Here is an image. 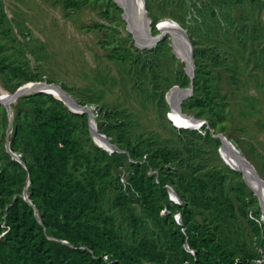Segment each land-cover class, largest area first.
Masks as SVG:
<instances>
[{
    "label": "trees",
    "instance_id": "1",
    "mask_svg": "<svg viewBox=\"0 0 264 264\" xmlns=\"http://www.w3.org/2000/svg\"><path fill=\"white\" fill-rule=\"evenodd\" d=\"M145 4L150 9L148 0ZM146 16L150 25V17L153 18L154 35L163 18L171 17L182 24L172 15L154 17L149 11ZM189 34L196 69L194 92L184 100L183 111L189 114V105L205 106L210 108L209 112L203 109L193 115L220 120L222 106L207 82L208 48L198 45L193 34ZM164 44L163 38L155 49L161 51ZM137 51L136 58L152 66L150 50ZM7 59L0 58L1 73L10 65L16 74H27L20 64ZM180 75L181 86H189L191 77L185 70ZM32 79L25 78L10 90L15 91ZM216 104L220 108L215 109ZM12 106L11 149L20 154L24 163L5 148L0 154V162L5 159L0 166V264H184L187 260L194 264H234L237 259L247 264L258 255L254 241L257 239L264 246V225L250 217L251 211L261 212L253 189L244 181L232 187L249 196L241 208L249 234L241 238L231 228L237 215L226 174L221 170L200 174L188 163L198 150L191 137L212 138L210 132L203 135L198 129L183 128L182 132H189L191 137L182 149L160 139H140L136 144L128 141L127 145L119 142L120 148L134 159L129 161L127 153L106 150L112 144L105 136L106 145L96 144L89 135L88 113L74 112L51 93L24 95ZM98 110V127L102 132L111 135L124 124L119 123L116 108ZM5 118L9 119L6 110ZM212 124L215 126L214 121ZM83 130L88 135L86 140ZM218 140L221 146L223 143ZM124 171L129 176L128 184L120 181ZM109 185L116 190L114 207L125 209L132 221V231L128 230L125 237L118 233L103 204ZM167 185L173 186L181 203L170 198ZM134 201L145 207L152 220L147 222L134 212ZM164 209L168 212L163 213ZM177 213H181L182 223L177 221ZM187 243L196 254L186 249Z\"/></svg>",
    "mask_w": 264,
    "mask_h": 264
},
{
    "label": "rangeland",
    "instance_id": "2",
    "mask_svg": "<svg viewBox=\"0 0 264 264\" xmlns=\"http://www.w3.org/2000/svg\"><path fill=\"white\" fill-rule=\"evenodd\" d=\"M113 1L0 0V44L3 45L0 58L16 61L27 73L18 75L7 66L5 73L0 72V90L11 92L10 88L18 86L20 81L33 78L22 85L34 81L61 85L98 114L100 107L116 108L118 121L124 124L111 135L101 130L99 135L94 130L93 137L91 129L89 135L99 146L103 145L100 139L105 141L101 133L107 135L119 147L118 152L127 153L129 161L134 159L120 148L119 142L127 145L128 141L136 144L140 139H160L182 149L191 134L183 133L182 126L169 116L172 112L169 96L173 88L181 86L182 70L190 76L186 61L177 50L178 56L175 54L169 34L164 37L161 51L156 46L140 47L129 33L123 9ZM148 6L154 17L172 15L182 21L183 25L174 18H163L157 24L158 32L161 21L173 20L189 30L198 45L208 48L205 52V60L209 62L207 82L222 106L223 117L218 120L209 116L208 126L199 130L203 135L210 132L212 138L191 137L198 150L188 163L200 174L223 171L231 188L246 182L245 172L234 167L221 148L224 143L220 133H223L235 143V150L253 177L260 180L254 173L255 167L264 179V0H148ZM145 17L151 30L146 14ZM137 49L150 50L152 66L136 58ZM15 102H0V154L4 148L11 149L13 128L12 122L6 121L5 110L8 113V106L14 118L12 104ZM218 107L216 104L215 109ZM203 109L206 113L210 111L205 106L186 108L190 115ZM87 113L90 121L91 113ZM82 133L88 139L85 130ZM218 139L223 143L221 146ZM141 143L144 147L145 142ZM4 162L2 159L0 166ZM128 180V173L124 171L120 181L128 184ZM232 189L237 220L231 223V228L243 238L248 236L249 229L245 228L241 208L249 196ZM115 193V188L109 185L103 204L112 224L125 237L128 230L132 231V221L125 209L114 207ZM132 208L147 222L152 220L139 201H134Z\"/></svg>",
    "mask_w": 264,
    "mask_h": 264
},
{
    "label": "bare ground",
    "instance_id": "3",
    "mask_svg": "<svg viewBox=\"0 0 264 264\" xmlns=\"http://www.w3.org/2000/svg\"><path fill=\"white\" fill-rule=\"evenodd\" d=\"M134 4H135L138 33H140L141 36L143 37L149 39L153 38V40L160 35L172 34L177 44L175 45L176 50L178 51L179 56H181L186 61L187 68L190 71L193 66L191 57L192 55L194 57V48L188 31L182 25H180L179 23L173 20H164L159 23L160 31L154 35L149 29L148 21L147 18L145 17L146 13L144 14L142 0H134ZM33 83H35V81L31 82L28 85H32ZM43 87H45L47 90L51 92L54 91V93L61 96L62 99L67 100L68 103L73 105L72 100L69 99V97L65 94V92L61 90V88H58L57 86H47V85ZM187 89L188 88H179V86L173 88L169 96V102L172 107V112L170 113V117L179 126L193 127L197 124V120H194L193 118L186 116L182 108V104L184 100L190 96L188 95L186 97ZM13 93L12 91L9 92L8 90L6 91L0 90V99L4 102L10 103L11 101H14L12 96ZM96 133L99 134L98 131H96ZM100 141L101 143L103 142L104 145L107 144L106 141H103L102 139H100ZM221 148L226 154V157L231 162V164L237 169L243 170L246 175V180L249 183H251L255 187L256 191H258L263 196L264 182L255 179L253 177V175L250 173L248 169L247 164L244 162L243 158L241 157L240 153L237 150H235V148H233L229 142H225Z\"/></svg>",
    "mask_w": 264,
    "mask_h": 264
},
{
    "label": "water",
    "instance_id": "4",
    "mask_svg": "<svg viewBox=\"0 0 264 264\" xmlns=\"http://www.w3.org/2000/svg\"><path fill=\"white\" fill-rule=\"evenodd\" d=\"M114 1L118 5H120L122 7V9H123V17H124V19L127 22V28L132 33L133 38L135 39L136 43L140 47H144V48L155 47L165 37V35H160L156 39L153 40V38L149 39V38L141 36V34L138 33V31H137L138 29H137V20H136L134 0H121V1L120 0H114ZM145 3H146V0H143V8L147 11L146 13L148 14V10L146 9ZM152 21H153V19H152V17H150L151 29H152ZM170 38H171V42H172L171 45H172V47L174 49L175 54L177 55L176 46H175L177 44H176V41L173 38L172 34H170ZM191 60H192L193 66H192L191 70L189 71L188 68H187V63H186V71L189 73V75L193 79L194 75H195V68H196L195 59H194L193 55L191 57ZM46 85L47 86H57L58 88H61V90L63 92H65V94L69 97V99L72 100L73 105L68 103L67 100L62 99L61 96H59L56 93H54V91L51 92V91L47 90L45 87H43V86H46ZM179 88H188L187 89V94H186V97H187L188 95L193 94V90H194L193 81L191 82V84L189 86H187V87H181L180 86ZM36 92H47V93H51V94L55 95L59 99L63 100L71 108V110H73V111H75L74 108L82 107L81 104L79 103V101L75 97H72V95L70 93H68L61 85L54 84V83H48V82H45V81H35V83H33L32 85H20L18 87V89L12 94L13 100L17 101L16 99L18 97H21V96H24V95H28V94H32V93H36ZM0 102L5 103V102H3L1 100H0ZM7 109H8L9 121L12 122L13 118H11V112H10V109H9L8 106H7ZM87 112L91 113V129H92V132L94 134V130L98 131L97 123H96L94 117H92V111H91L90 108L88 109ZM185 115L190 117V118H193L194 120H199L195 116L190 115L188 113H185ZM101 134L103 136H105L107 139H109L107 137V135H105L103 133H101ZM220 137H221L223 143L229 142L231 144V146L236 149L235 143L231 139H229L226 135H224L223 133H220ZM109 141L111 142L110 139H109ZM111 144H112V147L111 148H107L108 150H114V149L119 150V147L116 144H114L113 142H111ZM9 151L14 155V157L17 160H19L20 162L24 163L23 160L21 159L20 154H18L16 152H13L10 148H9ZM253 168H254L255 175L262 182H264V179L259 175L257 169L255 167H253ZM246 182L248 183V185L253 190H255L251 183H249L247 180H246ZM256 192L259 195V197L261 198V200H263V196L261 194H259L258 191H256ZM26 195H27V193H26ZM36 214H38V210H36Z\"/></svg>",
    "mask_w": 264,
    "mask_h": 264
},
{
    "label": "built area",
    "instance_id": "5",
    "mask_svg": "<svg viewBox=\"0 0 264 264\" xmlns=\"http://www.w3.org/2000/svg\"><path fill=\"white\" fill-rule=\"evenodd\" d=\"M158 24V23H157ZM80 103V102H79ZM82 107H79V108H74L75 111L74 112H77V113H87L88 109L90 108L87 104H82L80 103ZM71 109V108H70ZM91 109V108H90ZM169 116H170V113H169ZM194 116V115H193ZM92 117H94L96 123H97V127H98V121H97V117H98V113L97 111H93L92 112ZM197 118V117H196ZM199 120H197V124L193 127H181V128H193V129H198V130H201V129H204L205 127L208 126L209 124V121L207 119H204V118H198ZM175 122V121H174ZM176 124V122H175ZM90 129H91V119H90ZM98 132L99 131V127H98ZM91 133L94 137V134L92 132V129H91ZM108 137V136H107ZM108 150V149H106ZM110 152H115V151H118L117 149H114V150H108ZM168 189H169V193H170V198L176 202V203H181V198L180 196L178 195V193L176 192V190L173 188V186L171 185H167ZM258 196V199H259V203H260V206H261V212L260 214H256L254 213L253 211L250 212V217L252 219H255L257 220L260 224H263L264 225V195H263V200H261V198L259 197V195L257 194ZM25 198L27 199L28 198V195H26L25 193ZM176 219L179 223H182V215L181 213H177L176 215ZM4 226L7 227V225L4 223L3 224ZM7 231V230H6ZM5 231V232H6ZM4 232V233H5ZM3 233V234H4ZM254 245H255V249L257 251V256L251 258L247 264H264V246L259 244L258 243V240L256 239L254 241ZM186 249L191 252L192 254H196V251L195 249L191 248L190 245L187 243L186 244ZM184 264H194L192 261L190 260H187L185 261ZM234 264H242L241 261L239 259L236 260V262Z\"/></svg>",
    "mask_w": 264,
    "mask_h": 264
}]
</instances>
